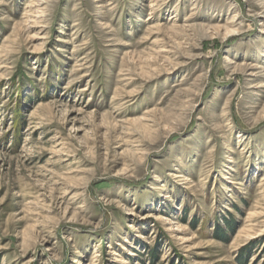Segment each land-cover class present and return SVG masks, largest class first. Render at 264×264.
<instances>
[{
    "label": "rangeland",
    "instance_id": "374dc122",
    "mask_svg": "<svg viewBox=\"0 0 264 264\" xmlns=\"http://www.w3.org/2000/svg\"><path fill=\"white\" fill-rule=\"evenodd\" d=\"M0 264H264V0H0Z\"/></svg>",
    "mask_w": 264,
    "mask_h": 264
}]
</instances>
